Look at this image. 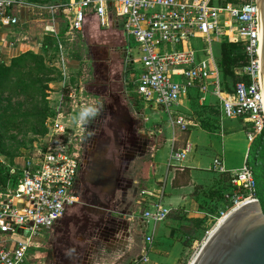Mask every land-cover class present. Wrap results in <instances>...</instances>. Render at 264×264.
<instances>
[{
	"label": "built area",
	"instance_id": "2783aa9c",
	"mask_svg": "<svg viewBox=\"0 0 264 264\" xmlns=\"http://www.w3.org/2000/svg\"><path fill=\"white\" fill-rule=\"evenodd\" d=\"M20 6L24 7L17 0H0V27L20 22L13 15ZM28 6L43 23L44 34L55 40L64 66L67 46L86 39L89 22L121 29L124 93L166 112L182 131L192 123L180 106L190 97L202 99L208 93L217 97L224 117L242 122L249 145L264 133L256 0H59ZM223 41L236 43L245 60L234 72L246 79L237 81L230 91L223 88L212 48V43L220 47ZM66 75L62 98H68L69 112L60 109L47 117L42 148L27 153L23 166L10 165L9 174L17 176V184L0 191V264H28L34 239L52 228L78 200L75 182L81 153L77 136L87 88ZM185 150L174 157L183 158ZM213 167L223 172L220 159L214 160ZM228 183L225 204L211 215H220L217 223L232 209L258 198L254 171L247 163L231 173ZM143 202L145 221L167 218L169 209L160 199ZM146 239L151 241L150 235Z\"/></svg>",
	"mask_w": 264,
	"mask_h": 264
},
{
	"label": "rangeland",
	"instance_id": "374dc122",
	"mask_svg": "<svg viewBox=\"0 0 264 264\" xmlns=\"http://www.w3.org/2000/svg\"><path fill=\"white\" fill-rule=\"evenodd\" d=\"M17 1L25 5L49 0ZM118 30H104L91 21L86 27L87 38L80 44L66 48L68 54L64 59L68 63L70 80H77L87 88L86 98L82 100L84 120L77 136L81 153V165L75 182L78 200L55 227L48 229L40 238L38 246L32 249L28 264H74L66 258L71 256L72 261L76 260L85 239L94 236L93 241L97 244L119 239L121 217L128 209L139 210L137 193L121 195V174L125 171L126 161L127 171L134 165L130 145L137 139L135 120L130 116L128 107L134 106L138 115L145 108V103L138 99L137 104L134 103L123 91L124 57L120 43L122 45L124 35L121 29ZM212 48L216 60H219L218 43H212ZM57 59L58 55L51 45L45 51L25 53L8 62L0 58V156L4 160V163L0 162V191L15 187L18 181L16 175L9 174L7 165L20 166L24 164L26 155L42 148L47 133V117L60 109L69 112L68 98L63 97L60 103L59 95L54 94V87L61 76L56 68ZM206 97H210L208 93ZM189 111L188 115L199 120L204 127L213 128L215 122H220V110L215 105L204 106L192 102ZM163 122L159 120V123ZM230 125L227 123L221 133L240 129L241 126ZM243 131L247 164L252 167L258 183L261 167L256 159V150L262 134L249 145L248 130L244 128ZM138 158L139 155H136L135 160ZM234 161L241 163L240 155L236 154ZM221 181L220 187L228 185L227 177L223 176ZM214 187L208 178L204 187L195 189V207L206 214L187 218L186 223L181 225V230L193 233L196 241L188 245V254L171 264H190L208 232L221 218L220 215L215 218L211 216L222 206L216 201L212 203L221 196L222 189ZM202 195L211 201L206 202ZM71 217H74L73 220L67 224L66 220Z\"/></svg>",
	"mask_w": 264,
	"mask_h": 264
},
{
	"label": "crops",
	"instance_id": "0c3cea01",
	"mask_svg": "<svg viewBox=\"0 0 264 264\" xmlns=\"http://www.w3.org/2000/svg\"><path fill=\"white\" fill-rule=\"evenodd\" d=\"M56 1L59 0L41 3L50 4ZM29 4L32 3L25 4L22 8H14L13 15L20 20L19 23L0 27V58L8 62L13 57L25 53L45 51L47 46L50 47L51 45L52 50H55L58 55L56 68L61 74L57 85L54 87L55 93H53L62 98L63 93H65V89L62 88V80L69 73L67 64L66 66L63 65L59 58L55 40L44 34L43 23L31 11ZM93 23L100 27L96 21ZM60 29H62V24ZM102 29L118 30L119 28ZM13 43V46H9ZM122 45L120 43V48ZM214 56L216 59L215 52ZM216 63L218 66V60ZM218 69L223 82L219 66ZM209 96V98L202 99L196 95L190 97L184 101L179 109L188 115L189 106L192 102H196L204 106L215 105L220 110L217 97ZM126 99L128 100L127 97ZM134 103L136 102L134 101ZM128 112L135 120L134 128L137 132V139L130 145L134 165L127 171L128 162L126 161L125 171L121 174V195L132 196L137 193L140 197L136 199L139 210L130 211L128 209L126 214L121 217V237L119 239H111L101 244L93 241L94 236L85 239L84 246L79 250V256L76 260L72 261L71 256L66 258L67 261L74 262V264H131L134 260L143 261L144 259L143 264L174 263L178 258L188 254V245L196 241L193 233L181 230V225L186 223L187 218H197V216H202L201 214H206L203 210L195 207V189L200 186L204 187L208 178L211 183L213 182V186H216L214 188H219L223 176L227 177L229 181L231 173L239 170L247 163V150L244 146L246 137L245 131H243L245 127L238 119L224 117L221 110L220 122H215L213 128L204 127L199 120H194L188 115L192 124L185 131H182L172 121V117L160 109L145 106L137 115L134 106L129 105ZM159 120L164 122L159 123ZM227 123H231L230 126L232 127L236 124L241 126L240 129L235 128L231 132L221 133ZM188 144L190 146L185 150ZM182 150H185L183 158L176 159L175 153H180ZM236 154L240 155L243 163L234 161ZM136 155L140 157L137 160H135ZM215 159L221 160L223 172H219L213 167ZM0 162L4 163V160L1 159ZM23 162L25 163V157ZM7 166L10 170V164ZM224 192L226 191L221 192V196H218L212 203L216 201L223 206L225 204ZM202 198L206 202L211 201L204 195ZM143 199L148 200L149 203L160 199L162 205L169 209L167 218L157 222L145 221L142 215L144 210ZM200 199L198 198V200ZM75 203L68 206L64 215ZM174 214L177 215L174 216ZM73 218L66 220V223H70ZM47 230L34 239L29 258L32 249L38 246L40 238ZM148 235H150L151 241H147ZM82 258H84V263Z\"/></svg>",
	"mask_w": 264,
	"mask_h": 264
},
{
	"label": "water",
	"instance_id": "95a60500",
	"mask_svg": "<svg viewBox=\"0 0 264 264\" xmlns=\"http://www.w3.org/2000/svg\"><path fill=\"white\" fill-rule=\"evenodd\" d=\"M258 7V42L264 92V0ZM191 264H264V210L259 198L232 209L200 245Z\"/></svg>",
	"mask_w": 264,
	"mask_h": 264
},
{
	"label": "trees",
	"instance_id": "16d2710c",
	"mask_svg": "<svg viewBox=\"0 0 264 264\" xmlns=\"http://www.w3.org/2000/svg\"><path fill=\"white\" fill-rule=\"evenodd\" d=\"M244 61V56L236 43L224 41L220 43V59L218 60V66L221 71L223 88L225 90H232L237 81L246 79L234 72V69L242 65ZM256 159L261 167V175L257 183V197L261 200L264 210V133L261 136L260 143L256 150ZM227 184L228 187L222 186V193L223 191L229 190L230 185L229 183Z\"/></svg>",
	"mask_w": 264,
	"mask_h": 264
},
{
	"label": "bare ground",
	"instance_id": "6f19581e",
	"mask_svg": "<svg viewBox=\"0 0 264 264\" xmlns=\"http://www.w3.org/2000/svg\"><path fill=\"white\" fill-rule=\"evenodd\" d=\"M210 232H211V231H210ZM210 232H209V233H210ZM191 262H192V261H191ZM191 262H190V264H191Z\"/></svg>",
	"mask_w": 264,
	"mask_h": 264
}]
</instances>
